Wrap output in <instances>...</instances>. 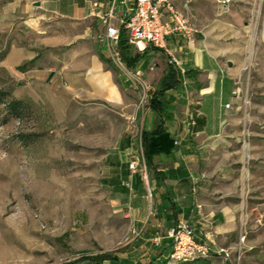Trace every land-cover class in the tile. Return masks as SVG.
<instances>
[{
  "label": "rangeland",
  "instance_id": "obj_1",
  "mask_svg": "<svg viewBox=\"0 0 264 264\" xmlns=\"http://www.w3.org/2000/svg\"><path fill=\"white\" fill-rule=\"evenodd\" d=\"M29 9L0 0V264H66L104 252L124 264H179L171 249L163 253L168 240L154 245L138 234L129 196L108 171L120 136L131 135L139 148L141 129L130 113L145 111L147 87L128 73L138 87L131 105L52 88L46 63L29 59L43 49ZM214 9L222 62L237 80L236 93L221 100L230 122L221 165L233 172L226 187L237 223L216 246L203 243L211 264H264V0H231L226 8L215 0ZM145 60L160 62L158 55ZM13 101L21 105L11 107Z\"/></svg>",
  "mask_w": 264,
  "mask_h": 264
},
{
  "label": "crops",
  "instance_id": "obj_2",
  "mask_svg": "<svg viewBox=\"0 0 264 264\" xmlns=\"http://www.w3.org/2000/svg\"><path fill=\"white\" fill-rule=\"evenodd\" d=\"M16 1L28 9L32 6L28 18L30 23H38V45L43 49L29 59L46 63L44 81L53 72L52 88L58 87L67 95L131 105L129 96L138 87L130 75L147 87L145 111L132 108L130 116L144 131L153 130L163 121L165 132L173 140L171 149L155 153L144 173L132 172L128 167L132 154L141 155V130L136 137L138 149L134 147L136 139L123 134L115 150L108 152L110 181L129 196L138 234L165 236L167 229L184 222L193 228L198 241L214 247V240L235 233L237 204L230 186L226 187L230 184L226 179L233 172L221 165L228 154L230 129L221 100L232 98L237 80L235 73L224 67L223 45L214 36L220 27L215 18V0H191L186 7L185 0H171L192 17L198 29L195 41L170 35L167 50L147 47L132 67L123 63L127 72H120L112 59L114 43L100 38L107 26L121 28V20L133 11L135 0ZM109 12H113V18L106 17ZM54 20L67 26H56ZM132 52L138 53L133 46ZM148 55H158L160 62L145 60ZM172 57L178 64L172 62ZM169 64L178 74V83L161 98L165 117L160 120L149 107V99ZM165 240L169 241L164 237L161 244Z\"/></svg>",
  "mask_w": 264,
  "mask_h": 264
},
{
  "label": "built area",
  "instance_id": "obj_3",
  "mask_svg": "<svg viewBox=\"0 0 264 264\" xmlns=\"http://www.w3.org/2000/svg\"><path fill=\"white\" fill-rule=\"evenodd\" d=\"M190 2L191 0H185L184 7ZM216 2L222 8H226L231 0H216ZM106 17L113 18V12H109ZM121 28L126 31L127 42L138 52L145 51L147 47L167 50V38L173 34L182 36L188 42H194L198 33L192 17L174 6L171 0H135L133 11L127 18L121 20ZM121 28L107 26L104 37L100 38V40L106 38L114 43L111 48L112 59L119 66H123L117 49ZM171 60L178 64L174 57ZM181 72L184 73V70L181 69ZM141 163L145 167L143 153L132 154L128 167L132 172L144 171ZM164 237L171 243L169 254L171 259L186 261L201 256L208 257L211 253L210 247L196 239L193 228L187 223H176L167 229L165 236L156 235L151 238V241L154 245H159Z\"/></svg>",
  "mask_w": 264,
  "mask_h": 264
},
{
  "label": "trees",
  "instance_id": "obj_4",
  "mask_svg": "<svg viewBox=\"0 0 264 264\" xmlns=\"http://www.w3.org/2000/svg\"><path fill=\"white\" fill-rule=\"evenodd\" d=\"M117 49L119 51L121 61L127 67H132L134 63L145 52V51L138 53L132 52V45H130L127 42V34L123 28H121L118 37ZM155 49H159V48H155ZM33 60H35V58L32 59L31 61ZM169 65L170 67L168 68L166 74L160 80L158 87L155 89L154 93L149 99V107L156 112V114L160 117V120H163L165 117V113L163 111V107L161 103V98L167 89L174 87L178 83V74L174 69V67L172 66V64ZM1 97L2 95L0 94V99ZM10 105L11 107L15 108V106L21 105V102L13 101L10 103ZM140 141H141L144 163L147 168L150 167L151 159L155 153L161 151H169L173 145V140L169 137L168 133L165 132V129L163 127V121L151 131L141 130ZM170 247H171V243L169 241V245L165 249L167 248L170 249ZM106 260L111 261L113 264H124L119 258H117V256L108 252L98 253L95 255L83 254L79 258L70 261L66 264H102ZM178 261L179 264H211L212 263L210 259L202 256L196 257L191 260H186V261L178 260ZM147 264H156V263L154 259H152V261H150ZM162 264H166V261H163Z\"/></svg>",
  "mask_w": 264,
  "mask_h": 264
},
{
  "label": "water",
  "instance_id": "obj_5",
  "mask_svg": "<svg viewBox=\"0 0 264 264\" xmlns=\"http://www.w3.org/2000/svg\"><path fill=\"white\" fill-rule=\"evenodd\" d=\"M37 5H38V4H37ZM229 65H230V63H229ZM52 76H53V72H50L49 75H48V77L46 78V81H49V80L51 79Z\"/></svg>",
  "mask_w": 264,
  "mask_h": 264
}]
</instances>
